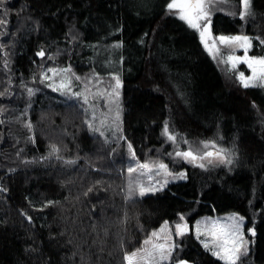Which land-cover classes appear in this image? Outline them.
<instances>
[{
  "label": "trees",
  "instance_id": "trees-1",
  "mask_svg": "<svg viewBox=\"0 0 264 264\" xmlns=\"http://www.w3.org/2000/svg\"><path fill=\"white\" fill-rule=\"evenodd\" d=\"M168 2L8 0L9 24L0 27L6 46L0 50V91L9 88L0 97V189H7L0 191V264H123L121 243L124 250L140 247L165 221L228 212L244 216L257 231L245 264H264V86L242 87L237 74L248 72L244 65L230 67L225 57L232 52L225 48L211 57L198 31L167 14ZM252 6L255 16L244 20L238 0L213 7L212 36L248 35L249 56H264V44L255 39L264 38V0ZM70 32L78 40L71 41ZM117 43L118 63L104 68L100 51ZM41 48L43 58L36 56ZM68 66L82 78L72 77V92L94 73L101 88L114 84L113 74L120 76L121 131L107 132L108 143L89 130L85 120L92 110L82 99L39 79L47 68ZM21 81L38 89L30 100ZM90 87L95 90L94 82ZM165 121L178 134L175 145L162 135ZM206 140L228 149L235 144L238 158L231 166L204 160L200 168L175 156ZM128 143L136 161L186 169L187 180L126 200ZM52 144L63 159L49 156ZM97 180L102 184L82 195ZM209 191L211 198L201 194ZM48 200L59 203L45 206ZM179 245L171 264H224L191 236Z\"/></svg>",
  "mask_w": 264,
  "mask_h": 264
},
{
  "label": "snow or ice",
  "instance_id": "snow-or-ice-1",
  "mask_svg": "<svg viewBox=\"0 0 264 264\" xmlns=\"http://www.w3.org/2000/svg\"><path fill=\"white\" fill-rule=\"evenodd\" d=\"M240 5V10L238 15L241 20L246 17H254L255 12L252 6V0H238ZM230 0H169L166 4L169 15L178 16V18L188 25L189 28L195 29L199 32L201 43H203L206 50L210 53L218 52L219 48L216 46L215 41L218 40L219 44L224 45L228 48L243 49L244 54L242 56H236L229 54L228 62L231 63L232 67L235 68L238 63L243 62L251 69V76L246 77L243 72L239 73V80L245 89L255 86H264V56H249L248 51L252 47L253 37L248 35H219L218 37L212 36L211 31V15L213 7H219L220 5L229 4ZM11 5L8 0H0V27H7L9 24V15ZM236 14V13H232ZM25 19H29L25 17ZM0 35H5V33L0 32ZM71 41L78 40V35H72L69 33ZM255 39L260 40L264 44V38L256 37ZM212 41L210 44L209 41ZM5 45L0 44V50L5 49ZM115 48L121 47L120 43L113 45ZM7 54V53H6ZM36 56L45 57L46 52L43 48L36 52ZM48 59H53L51 55ZM4 67L8 68V60L4 62ZM47 73H52V76H48ZM46 72L42 71L40 73L39 79L41 82L45 80L53 81V77L60 76L59 83L55 81L48 83L47 87L52 88L53 91H59L61 94L65 92L71 93V95L82 99L85 105H88L93 109L91 120H85L90 131L98 132L101 137H105L104 143H108V139L105 136V132L102 128L111 127L114 128L115 132L121 131L122 124V112L123 108L120 103V89L122 87V81L118 74L112 75V80L114 84L109 83L103 88L100 87L103 81L100 79L98 73H94L93 77L83 78V89L81 91L72 92V77H75L76 81H82L80 76H77L72 72L71 66L64 68H47ZM36 80V76H33V81ZM94 89L90 87L93 85ZM9 83L11 80L9 79ZM21 85L25 88L27 96L30 98L38 89L28 87L23 84ZM9 94V88H5L0 91V97ZM90 97L92 98L90 101ZM103 100L104 107L107 108V113L102 114L100 118V127L94 128V122L96 121V100ZM30 106V104L28 105ZM255 107V104L253 105ZM5 109L0 106V112H4ZM22 116L26 115V109L21 113ZM0 123H4L0 120ZM24 126L31 131L33 125L30 120L22 121ZM162 135L171 141L174 145L178 142V134L170 131L168 121L164 122ZM32 140V137H28ZM117 139H124L122 136H118ZM185 144L189 142L187 140L183 141ZM202 147H189L186 150L175 151L176 157H182L189 163L197 164L200 168H206V164L203 162L206 158L208 159V164H224L231 166L237 157V147L234 144L231 149L218 147L215 140L201 141ZM128 149L131 157L135 160V152L132 151V144L128 143ZM49 156L55 155L57 159H63L59 155L60 149L56 144L50 145ZM20 151H23L22 149ZM116 149L113 148L112 152L115 153ZM20 155V152H17ZM172 155V153H169ZM44 159H47L46 157ZM25 163H29L25 161ZM67 164L75 163L74 160L65 161ZM139 170V176H133ZM153 170L155 172L153 173ZM231 170V169H229ZM9 171H15V169H9ZM128 173L127 181V194L125 195L126 200H130L134 195H139L140 197L145 196L148 193L155 194L157 191H162L164 187L168 184V177L173 179H186L184 172L175 173L169 170L168 165L163 162H149L145 161L143 163L135 161L133 163L131 160L126 168ZM144 175L148 176L149 181H152L153 175L162 176L160 180H156L154 183L145 184L142 179ZM102 181L97 180L95 184L89 186L82 195L88 196L89 193L94 191L96 185H101ZM7 189H0V191H6ZM123 191V189H121ZM202 195H207L209 198L212 196V191L207 194L201 193ZM67 199V198H66ZM78 199V197H77ZM59 201L48 200L45 206L58 204ZM28 221L31 223L32 217H27ZM245 217L239 215L238 213H232L225 219L221 220L219 218H204L203 221L198 220L195 225V236L202 244L205 251L211 253L213 257L218 260L223 261L224 264H245L246 260L250 257L252 252V247L256 244L255 237L257 236V231L255 226L247 227L245 231L244 226ZM93 228L96 225L92 226ZM106 231V230H105ZM189 231V226L185 221L183 214L179 215V222H176L174 229L169 227V222L165 221L158 230H153L146 239L143 240L142 246L136 247L132 250H124V244L121 243L120 247L122 249V261L123 264H165L169 262L171 264L173 260V253L176 248L180 247L179 243L175 237H184ZM247 233V234H246ZM205 239H201V237ZM175 264H188L186 260H177Z\"/></svg>",
  "mask_w": 264,
  "mask_h": 264
},
{
  "label": "rangeland",
  "instance_id": "rangeland-1",
  "mask_svg": "<svg viewBox=\"0 0 264 264\" xmlns=\"http://www.w3.org/2000/svg\"><path fill=\"white\" fill-rule=\"evenodd\" d=\"M211 17H212V15H211ZM182 21V20H181ZM182 22H184V21H182ZM185 24H186V22H184ZM187 25V24H186ZM188 26V25H187ZM195 30V29H194ZM200 36V35H199ZM218 37V36H217ZM209 43L211 44L212 43V41L210 40L209 41ZM215 43H216V46L219 48V51L218 52H213V53H210L208 50H206L207 51V53L211 56V57H214L217 53H219L220 52V49L221 50H223V48H225V49H227L228 51H230V52H232V53H230V54H232V55H236V56H242L243 54H244V52H243V49H240V48H235V49H231V48H228V47H226V46H224V45H221V44H219V42H218V40L217 41H215ZM250 50V49H249ZM116 53H117V49L116 48H113V47H105V48H103L102 49V51H100V55H99V64L101 65V66H103L104 68H109V67H112L113 69L115 68V64H117L118 63V61H119V59H118V57H117V55H116ZM248 53H249V51H248ZM229 55V54H228ZM228 55H226V57H225V60L228 62V60H227V58H228ZM249 55V54H248ZM229 63V66L230 67H232V65H231V63L230 62H228ZM240 65H244V67H245V69L248 71L247 73H244L245 74V76L246 77H248V76H251V69H249L248 67H247V65L246 64H244L243 62H241V63H238L237 65H236V67L235 68H233V69H237ZM242 71H240L239 73H241ZM239 73L237 74V76L239 77ZM53 81H55L57 84L59 83L58 81H56L55 79H54V77H53ZM53 81H51V82H53ZM91 97H90V101H91ZM103 108L105 109V112L107 113V108L106 107H104V104H103V100H101V99H97L96 100V107H95V112H96V117H97V119H96V121L99 123V121H100V118H101V116H102V112H103ZM91 110L93 111V109L91 108ZM99 127H100V123H99ZM102 130H104V132H105V134H107V132H109L110 131V134H114V135H116L117 134V132H115L114 131V128H111V127H105V128H102ZM208 159H213V160H215V158H206L205 160H207L208 161ZM132 161L133 163H135V161L136 160H133V158L131 157V155H130V153H129V161ZM157 162H160V161H157ZM169 168V167H168ZM169 170H170V168H169ZM171 171V170H170ZM155 172V170H153V173ZM172 172H174V171H172ZM179 172H184L185 173V175H186V177H187V171H186V169H182V170H180V171H175V173H179ZM133 176H139V170H138V172L137 173H134L133 174ZM140 179H142V181L145 183V184H149V183H154L156 180H160V179H162L163 177L162 176H155V175H153V179H152V181H149V179H148V176L147 175H144V176H142V177H139ZM187 180V178L186 179H173L172 177H168V184L164 187V189H166L167 187H169L170 185H172V184H175V183H179V182H184V181H186ZM163 189V190H164ZM162 190V191H163ZM157 192H161V191H157ZM156 192V193H157ZM125 193L127 194V185H126V190H125ZM149 194H152V193H148V194H146V195H149ZM145 195V196H146ZM135 197H137V198H140V196L137 194V195H134L132 198H135ZM232 213H236V212H228V213H223V214H213V215H203V216H199V217H197L196 219H194V220H192V221H189L188 220V218H187V216H184L185 217V221L187 222V224H188V226H189V231L185 234V236L184 237H175V239L177 240V242L178 243H180V242H183L184 241V239H186V238H188L189 236H191V238H193V240H195L200 246H201V248H203V246H202V244L200 243V240H198L197 238H196V236H195V225H196V222L198 221V220H200V221H203L204 220V218H219V219H221V220H223V219H225L226 217H228L230 214H232ZM240 215V214H239ZM176 222H179V218L177 219V221H175L173 224H170V222H169V227H171V228H173L174 229V225H175V223ZM164 223V222H163ZM162 223V224H163ZM161 224V225H162ZM161 225L157 228V229H155V230H158L160 227H161ZM244 226H245V231H246V228L248 227L247 226V219L245 218V221H244ZM151 234V233H150ZM247 234V233H246ZM201 239H205V237H201ZM177 249V248H176ZM204 249V248H203ZM205 250V249H204ZM176 251V250H175ZM175 251H174V253H175ZM174 253H173V255H174ZM209 253V252H208ZM210 255H211V253H209ZM214 258H216V257H214ZM250 258V257H249ZM217 259V258H216ZM218 260V259H217ZM220 261V260H219ZM222 263H224L223 261H221ZM165 263H167V262H165ZM188 264H190V263H188Z\"/></svg>",
  "mask_w": 264,
  "mask_h": 264
}]
</instances>
